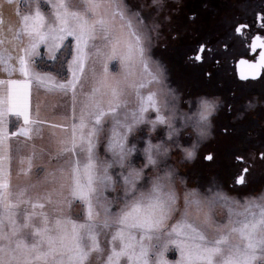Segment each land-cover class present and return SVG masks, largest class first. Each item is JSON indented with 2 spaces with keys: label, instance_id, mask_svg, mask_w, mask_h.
<instances>
[{
  "label": "rangeland",
  "instance_id": "obj_1",
  "mask_svg": "<svg viewBox=\"0 0 264 264\" xmlns=\"http://www.w3.org/2000/svg\"><path fill=\"white\" fill-rule=\"evenodd\" d=\"M20 7L22 11H32L33 24L49 37V41L61 28H72L78 23L86 24L91 31L86 36L83 71L77 70L76 61L72 55L68 56L71 46L75 45L71 36L63 41V48L55 59L50 58L49 53L47 57H28L30 80L26 102L31 110L30 120L14 137L17 153L12 160L10 188L6 190L5 186L0 192V234L8 237L0 239V248L12 250L10 257L16 259H11V264H89L93 257L97 261L103 260L104 264H121L122 259L127 260L128 264H141L140 260L132 259L127 254L118 255L126 245H131L130 252L137 247L134 232L122 230L115 234L119 248L109 241L106 249L103 239L95 236V244L91 240L89 249L85 251L80 239H77L80 230L77 229L75 234L73 231L74 226L78 225L77 221L70 215H60L50 224L47 207L50 201L56 202V186L68 185L71 199H61L58 203L70 208L73 202L79 201L88 216V202L72 195V192L77 180L81 187L87 186L90 173L95 191L89 194L88 199L95 218L101 194L105 197V207H110L108 196L120 187L112 179L102 186L97 177L104 175L105 168L107 175L108 172L114 173L113 169H109L107 160L118 155L119 149L114 146L116 141L122 139L123 145L126 144L129 119L137 125L147 122L152 128L166 126L171 119L165 112L170 110L173 101L166 89L161 87V73L141 67L148 63L145 41L150 34L154 41L157 38L160 40L151 55L166 63L170 78L168 86H176L185 97H189L185 80L189 75L182 72L184 65H180L178 60H171L172 57L166 59L167 54L171 55L172 47L163 46L162 39L157 36L161 29L168 35L172 21L171 24H164L165 19L161 20L156 12H151L145 0H22ZM66 59L68 63L65 64ZM73 71H76L75 82ZM180 74H183V83L177 86V81L182 82ZM16 95L20 97L19 93ZM130 97L135 107H129ZM171 111L175 114L176 109L172 107ZM148 114H153L154 118L148 119ZM187 115L186 112L181 114L182 117ZM36 119L44 121L45 127L41 131L33 124ZM188 123H191L190 119ZM159 135H163L162 129ZM140 136H144L143 131ZM220 140L223 142L225 138ZM188 142L184 140L185 144ZM145 143L144 151L151 153L154 146L150 141ZM213 143L211 141L204 145L199 159L187 167L185 174L193 182L199 178L201 187L208 186L207 195L223 202L227 219L218 225L221 229L220 245L226 246L236 240L237 244L242 242L245 248L248 241L239 229L252 223L259 228L264 197L235 199L226 196L224 189L236 192L241 197L259 192L264 187V158L257 155L252 157L247 187L232 189L228 184L229 178L226 179L218 170L213 171L214 167L208 166L205 159V155L213 150ZM226 144L227 141L222 143L223 146ZM140 147H144L143 140ZM101 153L106 160L100 157ZM140 159L138 153L133 163ZM224 162L220 159L218 164ZM89 164L93 166L91 169H88ZM213 175L217 179L210 181ZM142 178L140 172L130 173L123 181L125 189L135 188ZM257 179L259 181L255 182ZM180 183L184 182L181 180ZM45 185H51L52 191L41 194ZM184 194L198 195L189 192L187 187ZM164 195L168 200L171 198V203L168 206L163 203L165 216L158 227L151 229L165 227L167 216L175 210L178 198L175 189ZM157 196H160L159 190ZM245 208L249 210L246 216L239 215ZM133 220L136 221L134 216L128 220V224L131 225ZM185 224L186 220L173 225V229L183 233L181 237H187V230L183 227ZM89 227L95 229L96 226ZM168 255L175 259L177 253L173 251ZM254 256L251 264H264V247L257 245Z\"/></svg>",
  "mask_w": 264,
  "mask_h": 264
},
{
  "label": "clouds",
  "instance_id": "obj_2",
  "mask_svg": "<svg viewBox=\"0 0 264 264\" xmlns=\"http://www.w3.org/2000/svg\"><path fill=\"white\" fill-rule=\"evenodd\" d=\"M165 7L171 3L176 5L170 10V14L166 15L164 24H171L172 16L179 13L183 6L184 0H164ZM204 7H207L205 4ZM194 15L189 16V20L194 19ZM169 32L171 29L168 30ZM157 36L166 41V33L161 29ZM156 36V37H157ZM175 38V34H173ZM157 41L153 40L151 34L145 41L146 58L148 59L147 68L154 71H159L162 75L161 87L166 89L168 97L173 103L171 108L176 109L175 114L171 111L165 112V115L171 117L168 124L163 127L152 128L147 122L134 124L131 119L128 123L127 142L124 145V155H114L112 159L107 160L109 169H113L114 173L108 172V175L120 187L108 196L111 201L110 207H105L106 201L103 194L97 203V216L89 218L84 212V205L79 201L72 203L71 207L62 206L58 203L59 200H70L69 186H56L57 195L54 201H50L47 207L49 223L51 224L56 217L60 215H70L77 221L78 225L83 227L80 229V244L87 251L91 242V235L102 238L107 249V244L111 241L116 248H119V241L115 234L122 230H129L130 233H135L137 247L132 250L137 253L141 251V246L146 249V253L141 261V264H188V261L182 257L181 249L174 241L182 240L186 244H197L202 249H210L219 247V251L214 253L210 260H206L203 264H229L230 258H235L237 249H244L243 243L237 244L236 240L226 246L217 244L221 236V229L218 225H222L227 219V212L223 207V202L213 199L207 195L208 186H200L199 178L195 182L190 180L186 175L187 167L192 166L200 157L201 149L204 145L215 140V118L225 108V101L220 95L200 94L195 97H185L176 86L169 87V73L166 63L151 55ZM71 54V48L68 56ZM145 68V65H141ZM129 107H135V103L130 97ZM244 111L238 112L232 118V122L244 118L246 113H254L258 108H264V100H261L258 95L246 99L243 105ZM188 113L182 117V113ZM154 118L153 114H148V119ZM189 119L191 123H188ZM161 129L163 135H159ZM122 131H124L122 129ZM144 132V136H140V132ZM132 137L136 139L133 140ZM187 139L189 142L184 143ZM143 140L144 147H140V141ZM146 141H150L152 148L151 153L144 151ZM106 151H109L106 149ZM139 153L141 159L133 163L134 157ZM179 154L178 156L176 154ZM100 157L105 159L103 153ZM211 154H206L205 159L210 161ZM106 160V159H105ZM183 169V170H182ZM142 173V179L136 184L135 188L124 187L123 181L132 172ZM167 178V179H165ZM217 178L213 175L211 180ZM184 183L181 184L180 181ZM159 188L160 200L169 205L168 198L164 195L169 193L174 188L178 198L175 201V210L171 211L166 218V226L159 229H145L136 224L133 220L132 224H128V220L135 215L137 208L144 210L151 203L152 199L157 196L154 189ZM187 187L189 192L197 193L195 196H185L184 191ZM52 191L51 185H45L41 194ZM226 196L235 199H246L264 197V187L257 193H248L241 197L236 192H231L224 189ZM171 203V202H170ZM106 209V210H105ZM125 217H129L125 221ZM187 221L196 231L203 233V240L193 242L188 237H181L176 234L173 225L177 222ZM95 225V229L89 227ZM175 251L177 253L175 259L169 258V253ZM107 254V253H105ZM89 264H104L103 260L97 261L93 257ZM121 264H128L127 260L122 259Z\"/></svg>",
  "mask_w": 264,
  "mask_h": 264
},
{
  "label": "flooded vegetation",
  "instance_id": "obj_3",
  "mask_svg": "<svg viewBox=\"0 0 264 264\" xmlns=\"http://www.w3.org/2000/svg\"><path fill=\"white\" fill-rule=\"evenodd\" d=\"M145 2L161 20L176 7L171 3L165 7L164 0ZM190 15L195 18L189 20ZM171 27L178 41H169L168 34L161 44L172 47L166 59L184 64L182 72L189 75L186 93L220 95L225 101L224 110L215 118L216 138L208 154L216 157V164L232 158L231 165L226 164L234 171L228 184L242 190L248 185L250 159L264 158V108L246 113L235 123L232 118L244 111L246 99L258 95L264 100V0H184L179 13L172 16ZM156 41L159 44V38ZM182 75V82H174L177 86L183 83ZM222 131L226 136L222 137ZM221 138L228 140L225 146Z\"/></svg>",
  "mask_w": 264,
  "mask_h": 264
},
{
  "label": "snow or ice",
  "instance_id": "obj_4",
  "mask_svg": "<svg viewBox=\"0 0 264 264\" xmlns=\"http://www.w3.org/2000/svg\"><path fill=\"white\" fill-rule=\"evenodd\" d=\"M29 16H24V31L26 34H28L32 39L30 43V49L29 51L32 54L36 53V49L39 44L43 43L45 44L49 49V56L52 59L56 58V54L60 52V50L63 48V41L66 39V37L71 36L74 41L75 45L74 47L71 46V54L73 59L76 61V68L79 71H83L82 64H83V58H84V48L86 46V36L91 31V29L88 28V26L84 23H78L77 26L72 28H61L52 38L51 41H49V37H46L43 33L37 30V26L29 27ZM242 28H237V32H241ZM55 53V55H54ZM262 61H264V57L261 58ZM23 64V61L21 62ZM68 63L67 59L65 61V64ZM145 68H147V65H145ZM73 76V82H75L76 79V71L72 72ZM63 87V85H61ZM24 88L27 89V84L24 85ZM26 96L27 93L25 92L23 97H17L15 91L6 93V96L3 100H0V107H7L8 104H11L13 107L18 108V114L23 115L24 109L26 108ZM162 122V121H161ZM115 148L119 149L118 154L123 157L124 155V145L123 141L118 140L115 142ZM93 166L91 164L88 165V169H91ZM111 177L107 175V168L104 170V175L97 177V180L100 185L106 186L105 181H110ZM239 182H243V178H240ZM159 187L157 186L154 191L158 192ZM95 191L92 187V176L89 173L88 177V184L86 187H81L79 181L77 180L75 190H73L72 195L79 196L82 199H85L86 202H88L89 205V214L88 217L91 219L93 218L92 212H91V201L88 199V196L90 193ZM5 195H7L5 193ZM171 202V198H169V205ZM5 207H7V201L4 200ZM106 210V209H105ZM248 209L245 208L243 212H241L239 215L246 216L248 213ZM261 219L259 221V228L256 223L252 224H245L243 228L239 229L241 234L247 239L248 243L247 246L240 251L237 249L235 258L229 259V264H251V261L255 259L254 252L257 247V245L264 247V208L261 210ZM165 216V208L163 202L160 200L159 196H156L152 199V202L148 205L147 208L144 210H141L137 208L135 210V219L136 222L140 227H143L145 229H151L154 227H158L162 219ZM133 217V216H132ZM129 217H125V221H127ZM82 225H75L73 228L74 234L77 229H81ZM184 229L187 230V237L190 238L192 241L196 240H203L204 236L197 232L195 229H193L190 225L185 224ZM176 234L178 236L183 235L182 232L177 231L174 229ZM233 231H237V229H233ZM8 237L3 236V234H0V239H6ZM77 239H80V234L77 236ZM91 240L93 241V244H95L96 238L95 235H91ZM222 241L218 240L217 244L219 245ZM178 245V247L181 249L182 257L188 261V264H203L204 261L210 260L212 255L216 252H218L220 249L219 247L216 248H210V249H202L199 245L193 243V244H186L182 242L181 240L174 241ZM79 248V245H77V249ZM131 248V245H126L125 248L118 254V255H129L130 258L140 260L142 261L146 249L141 246V251L139 253L135 251H129ZM12 250L9 248H0V264H11V259H16L15 257H10V252ZM19 251V249H17ZM84 253H82L83 255Z\"/></svg>",
  "mask_w": 264,
  "mask_h": 264
},
{
  "label": "crops",
  "instance_id": "obj_5",
  "mask_svg": "<svg viewBox=\"0 0 264 264\" xmlns=\"http://www.w3.org/2000/svg\"><path fill=\"white\" fill-rule=\"evenodd\" d=\"M22 0H0V100L6 93L15 91L23 97L29 85L30 67L28 57H47L48 47L41 43L32 54L30 49L31 37L24 31V16H30L29 27H32V11L21 10ZM29 42V44H28ZM28 44V46H27ZM62 52V51H61ZM44 54V55H43ZM58 54V53H57ZM23 61V64L21 63ZM19 109L8 106L0 107V192L10 188L12 177V160L16 156L15 136L30 120V108L24 109L23 115L18 114ZM42 119L33 121L39 131L45 127Z\"/></svg>",
  "mask_w": 264,
  "mask_h": 264
},
{
  "label": "trees",
  "instance_id": "obj_6",
  "mask_svg": "<svg viewBox=\"0 0 264 264\" xmlns=\"http://www.w3.org/2000/svg\"><path fill=\"white\" fill-rule=\"evenodd\" d=\"M170 29H173L172 27L170 28ZM174 30H171L170 31V33H168L169 34V36H168V40L169 41H171V42H174V44L178 41V36L176 35L175 36V38H173V32ZM174 60H178V59H174ZM178 61H180V60H178ZM182 62V61H181ZM180 65H184L183 63H179ZM181 68V67H180ZM221 135H222V137L223 136H226V134H225V132H221ZM226 141H228V140H226V138H225V140L223 141L224 143L226 142ZM216 157H214L213 159H211L210 161H208V166H211V168H212V166L214 167V168H212V170L213 171H216V170H218L226 179L227 178H229V180H230V177H232V173H234V171L232 170V172H231V170H229V166L231 165V163L233 162L232 161V158L231 157H228V159L229 160H225L224 158H222L223 160H225L226 162H224V163H222L221 165H219V164H216ZM227 162H228V170H227V166H226V164H227ZM230 163V164H229ZM214 164V165H213ZM219 166V167H218ZM228 171V172H227ZM213 173V172H212ZM210 175H211V173H210ZM257 181H259V179H257V180H255V182H257ZM244 188V187H243Z\"/></svg>",
  "mask_w": 264,
  "mask_h": 264
},
{
  "label": "water",
  "instance_id": "obj_7",
  "mask_svg": "<svg viewBox=\"0 0 264 264\" xmlns=\"http://www.w3.org/2000/svg\"><path fill=\"white\" fill-rule=\"evenodd\" d=\"M241 71V69H239ZM243 177V176H242Z\"/></svg>",
  "mask_w": 264,
  "mask_h": 264
}]
</instances>
